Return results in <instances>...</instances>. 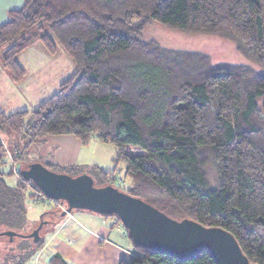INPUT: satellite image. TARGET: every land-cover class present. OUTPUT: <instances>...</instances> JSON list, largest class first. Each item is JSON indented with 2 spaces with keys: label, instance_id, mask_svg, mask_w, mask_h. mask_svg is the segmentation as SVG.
Returning a JSON list of instances; mask_svg holds the SVG:
<instances>
[{
  "label": "trees",
  "instance_id": "16d2710c",
  "mask_svg": "<svg viewBox=\"0 0 264 264\" xmlns=\"http://www.w3.org/2000/svg\"><path fill=\"white\" fill-rule=\"evenodd\" d=\"M154 21L231 39L247 63L215 67L208 54L165 48L144 37ZM37 39L52 53L59 45L76 72L28 119V109L0 111V131L15 159L24 163L27 146L46 135L112 142L132 180L124 191L174 218L226 228L251 261L264 264V0H25L0 23V59L13 80L26 74L18 53ZM7 150L0 138V166ZM210 163L215 185L206 172ZM44 164L71 175L88 172L81 164ZM92 168L96 185L113 184V172ZM13 174L0 167V232L25 235L0 236L12 243L0 264H25L66 216L50 210L54 218L44 222L40 238L28 236L40 220L28 230L27 190L34 202L51 199L21 169L17 183H9ZM133 253L118 264H218L207 248L180 258L133 244ZM52 262L67 264L59 253Z\"/></svg>",
  "mask_w": 264,
  "mask_h": 264
},
{
  "label": "rangeland",
  "instance_id": "374dc122",
  "mask_svg": "<svg viewBox=\"0 0 264 264\" xmlns=\"http://www.w3.org/2000/svg\"><path fill=\"white\" fill-rule=\"evenodd\" d=\"M144 37L146 39H156L168 49L191 50L208 54L212 65L215 67L247 63V59L237 49L235 42L221 35L188 33L154 21L146 28ZM17 58L26 68L25 77L19 81L13 80L10 73H7V70L0 66V111L10 114L28 109L29 114L26 116V119H28L32 109L53 95L63 80L75 74L76 66L59 45L57 51L52 53L40 39L35 40L26 49L18 53ZM0 65H2L1 59ZM0 138L5 142L8 149V155L4 156L5 163L0 167L6 172L11 169L14 170V174L7 178L11 184H16L19 180L18 169L24 170L26 165H29L32 161L44 163L45 159L40 156V152L47 149L52 151L55 145V141L51 140L50 137L43 136L42 140L28 144L26 161L20 163L14 157L8 142V134L0 131ZM20 142L21 145L25 144V140ZM81 148V151L78 152V159L81 161L78 163L85 167L88 173L97 176L92 167L98 165L106 171L113 172V176H115L113 185L119 189L127 190L132 185L131 178L125 173L126 162L123 159L117 160V147L112 142H104L97 137H92L88 143L82 144ZM127 150L131 154L141 152L140 149L129 147ZM206 172L210 183L215 185L217 174L214 165L208 164ZM95 180L99 182L97 179ZM30 191L32 190L29 189L26 192L28 220L30 222L28 230L34 227L39 220L40 224L44 220L54 218L50 216V210L54 208L67 209L66 203L56 200L34 202L29 195ZM34 191L38 193V197L42 194L36 189ZM74 211L79 214V211ZM43 216L46 218L44 219ZM107 217L111 220L117 219L116 216ZM127 239L129 240V247L133 249L130 238ZM11 247L12 243L8 236L0 237V261L11 252Z\"/></svg>",
  "mask_w": 264,
  "mask_h": 264
},
{
  "label": "water",
  "instance_id": "95a60500",
  "mask_svg": "<svg viewBox=\"0 0 264 264\" xmlns=\"http://www.w3.org/2000/svg\"><path fill=\"white\" fill-rule=\"evenodd\" d=\"M51 200H63L70 213L74 208L101 214H115L127 228L135 246H145L185 258L207 248L218 264H258L249 259L235 235L218 225H205L192 218H174L141 197L119 189L113 184L96 185L94 177L83 172L71 175L58 172L43 162H31L22 170ZM45 220L27 234L35 240ZM25 235L14 230L0 236Z\"/></svg>",
  "mask_w": 264,
  "mask_h": 264
},
{
  "label": "crops",
  "instance_id": "0c3cea01",
  "mask_svg": "<svg viewBox=\"0 0 264 264\" xmlns=\"http://www.w3.org/2000/svg\"><path fill=\"white\" fill-rule=\"evenodd\" d=\"M24 2L0 0V23L8 19L9 9L20 8ZM47 137L55 141L54 149L41 151V157L61 165L79 164L78 152L82 143L74 134ZM77 211L79 214L72 210L46 231L42 247L27 261L28 264H54L52 258L57 253L67 264H118L121 259H130L134 255L122 222L87 209Z\"/></svg>",
  "mask_w": 264,
  "mask_h": 264
}]
</instances>
